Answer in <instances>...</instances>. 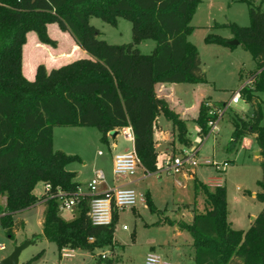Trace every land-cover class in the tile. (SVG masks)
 Returning <instances> with one entry per match:
<instances>
[{
	"label": "trees",
	"instance_id": "obj_1",
	"mask_svg": "<svg viewBox=\"0 0 264 264\" xmlns=\"http://www.w3.org/2000/svg\"><path fill=\"white\" fill-rule=\"evenodd\" d=\"M248 7L249 26L234 23L216 25L232 35L225 39L209 34L208 44L231 46L236 40L256 63L249 73L250 87L242 98L252 109L244 121L231 117L233 132L228 150L246 136H253L259 148L262 178L255 195L263 203L261 212L246 231L231 227L227 219L224 186L209 188L195 181L194 188L205 198L206 209L193 214L191 224L180 223L192 237L194 264H264V0H236ZM201 0H0V226L14 240L24 227L14 217L37 203L44 205L42 238L62 249L93 253L113 249L116 213L110 226H93L88 217L92 196L78 199L77 215L70 221L59 216L56 197L34 194L38 183L71 196L78 184L75 173L65 167L78 162L77 156L54 151L55 127H93L106 142L107 134L130 127L133 149L145 172L158 169V153L153 130L159 116L171 122L175 141L191 145L185 120L172 111L167 101L156 94L157 84L205 83L196 47L188 41L193 28L190 21ZM95 17L116 27L117 18L131 23V43L113 45L101 40L100 32L89 21ZM56 24L70 35L88 58L75 60L46 71L38 65L32 81L22 72V48L26 36L34 32L38 42L56 46L47 33V25ZM152 40L151 53L142 54L137 46ZM263 95V99L260 97ZM223 103V102H222ZM220 103V104H222ZM220 104H214L219 106ZM202 102L193 120L201 133L214 118ZM176 151H179L178 149ZM151 213H159L144 196ZM92 239V240H90ZM106 264H114L112 259Z\"/></svg>",
	"mask_w": 264,
	"mask_h": 264
},
{
	"label": "rangeland",
	"instance_id": "obj_2",
	"mask_svg": "<svg viewBox=\"0 0 264 264\" xmlns=\"http://www.w3.org/2000/svg\"><path fill=\"white\" fill-rule=\"evenodd\" d=\"M252 1L258 4L260 0ZM262 10L264 11V3ZM89 23L99 30V38L108 44L121 45L132 41L131 23L123 18H117L116 27L95 17L90 18ZM230 23L240 27L249 26L248 7L245 3L236 0H201L192 16L190 26L193 30L188 36V41L199 53L206 82L175 84V90L172 91L173 98L180 100L181 109L190 111L191 115L198 112L202 102L210 101L214 105L228 101L231 94L248 80L249 73L256 68L251 54L240 44L222 46L205 43L204 39L209 34L231 39L232 35L228 29L216 28V25ZM29 33V36H26L28 44L31 43L32 36L36 35L34 32ZM47 33L57 39L49 35L56 42V46H46L54 49L57 48L58 42L61 48L67 44L62 34L71 39L67 33L60 31L56 24H48ZM154 46V41L144 40L137 48L142 54H149ZM69 55L70 59L58 64L64 66L72 61L84 59L72 52ZM30 57L29 61H32V56ZM66 57L68 56L64 54L61 56L62 59ZM46 71L49 72L47 69ZM260 97L263 99V95ZM233 115L249 121L252 117V109L249 104L242 101L226 111L218 123L217 134L209 136L202 143L195 157L197 166L193 168L192 179L186 180L185 170L178 173L147 175L141 167L136 169L135 174L128 178L129 187L143 199L148 194L155 208L160 212L151 213L145 199L144 202L138 201L135 208L118 211L113 235L116 241L114 252H111L110 247L95 250L96 252L92 254L93 263L106 264L105 260L115 259L113 261L117 260L118 264H146L148 255H154L159 258L160 263L194 264L192 237L188 231L180 230L178 224H191L193 214L205 211L207 208L204 196L194 188L195 181L213 188L214 182L219 180L220 185L226 190L227 219L232 222L231 227L243 231L249 228L251 217L255 218L263 208V203L255 198L260 192L257 183L262 178V170L259 153L254 155L258 146L252 136L244 137L233 150H228L233 132L231 123ZM161 121L167 126L165 124L167 121L163 117ZM168 125H171L170 122ZM187 129V137L194 142L198 136L196 124L192 120H187ZM108 140L109 144L103 142L101 133L93 127H55L52 132L54 151H62L81 160L71 163L67 169L77 172L76 180L83 184L84 190H86L85 184L95 176L96 172L102 173L104 181L98 185L97 192L101 189L116 188L122 183L121 178L113 173L110 144L116 140L119 147L131 148V143L122 134L116 139L109 137ZM174 145L178 150L185 148L177 141ZM157 150L160 164L164 145H160ZM207 162L210 164H205ZM224 162H228V167L217 171L214 164L221 165ZM34 194L38 198L43 196V183L40 182L35 186ZM3 206V200L0 199V207ZM43 210L44 205L39 202L31 209L15 215V221L23 220L25 225L16 230L14 240L8 238L0 226V245L5 246V250L0 251V261L9 255L15 246L22 245L26 241H29L30 245L21 252L18 264H85L89 261V253L81 250L72 251V257L62 258L61 251L55 244L42 238ZM76 215L75 208L59 211V216L65 221L72 220ZM101 255H105V258Z\"/></svg>",
	"mask_w": 264,
	"mask_h": 264
},
{
	"label": "built area",
	"instance_id": "obj_3",
	"mask_svg": "<svg viewBox=\"0 0 264 264\" xmlns=\"http://www.w3.org/2000/svg\"><path fill=\"white\" fill-rule=\"evenodd\" d=\"M251 81L247 80L241 85L239 89L231 94L228 101L223 102L219 106H215L209 102H205L204 105L209 108V115H213L214 118L209 119L207 122V132L201 133L200 128L197 127V137L194 142H191L189 147H185L179 151H172L165 153L163 160L161 161L158 169L154 173L145 172L147 175L160 174V173H178L183 170L187 173L186 180L192 179L194 177L193 168L197 166L195 157L199 152V149L204 142L211 135H215L218 132V123L223 118L224 114L233 104H237L240 101H244L242 98V91L244 88L250 87ZM124 137L127 140H133V134L130 127H125L123 130ZM139 159L132 149L129 152L115 155L113 158V173L116 177L124 178L133 176L136 169L140 167ZM209 165L210 163H205ZM217 171L222 168L228 167V162L220 164H214ZM104 181V176L102 173L97 172L95 176L87 183V193H84L80 187L76 188L73 195L68 196L63 193L60 189H56V193H51V186L49 184L44 185V193L47 197H56L59 202V209L72 210L76 207L78 199L85 195L92 196L93 198L89 202L88 217L93 226L106 227L110 226L112 223V216L118 211L124 210L126 208H135L137 202H143V197H138L136 192L128 187H116L107 190L103 194H97L98 185ZM210 183V182H209ZM215 186L219 183L216 180ZM212 186V185H210ZM126 229V227H123ZM92 240V239H90ZM5 250L4 245H0V251ZM61 257L69 258L73 255L67 252L65 249L61 250ZM105 258V255H101ZM167 264L164 262H159V258L154 255H148L146 259V264ZM99 264V263H92Z\"/></svg>",
	"mask_w": 264,
	"mask_h": 264
},
{
	"label": "crops",
	"instance_id": "obj_4",
	"mask_svg": "<svg viewBox=\"0 0 264 264\" xmlns=\"http://www.w3.org/2000/svg\"><path fill=\"white\" fill-rule=\"evenodd\" d=\"M49 29H48V32L50 31ZM64 33H66V32H64ZM29 34L30 33H28L27 36H29ZM49 35H50V33H49ZM50 36L53 39H56L54 36H52V35H50ZM62 36L64 37V40L67 41V44L65 45L64 48H61L60 47V43L57 41L58 42V46L55 49L54 48H51V47H48L46 45L40 44L38 42L37 38H36V35H33L32 36V41H31L30 44L27 43L28 40L26 39V43H25V45L22 48V72H23L24 77L27 80L32 81L34 79L35 72H36V68H37L38 65H40V64L44 65L45 68L47 70H49V71L52 70V69L58 68L59 66H61V65L58 64L59 62H63V61L66 62L68 59H70L69 58L70 57L69 54L71 52L74 55H78V56H80L82 58H88L87 53L85 51L81 50L76 45V43L73 41V39L71 37H70L71 39H69L64 34H62ZM26 53H28V54L26 55ZM63 54L65 56H68V57L62 59L61 56H63ZM30 56H32V61H29V59L31 58ZM35 56H36V59H34ZM175 86H176L175 84H157L156 85V88H155L156 89L157 96L164 98L168 102L171 110H173L174 112H176L180 116V118L182 120H185L186 121V123H187V120H192L193 121L197 117L198 112H195V114L191 115V113H189L190 111L188 112V110H186V109H181L180 100L173 98V92L172 91L175 90ZM208 102L211 103V104H213L210 101H208ZM240 102H242V101H240ZM239 103L233 104V105L236 106ZM232 106L230 107L231 109H232ZM162 117L163 116H159L157 118V120H156V124H155L154 130H153V140H154V144H155L156 151H158L157 149H158V147L160 145H164V150H163V154H162V160H163V156H164L165 153L172 152V151H176L177 149L175 148V145H174L175 138H174V134H173L172 124H171L170 121H168L167 119H165L163 117L167 121L165 123L167 126H165L164 123H162V121H161V118ZM169 122H170L171 125H168ZM123 130H124V128H121V129H116L115 131L108 133L107 134L106 143L109 144V140H108L109 137H111L113 139L114 138L116 139L119 134H122V136L124 137ZM252 138H254V137L252 136ZM127 141L131 143V148L130 149L129 148H121V147H119V145H118V143H117L116 140L113 141L110 144V146H111L110 147V150H111V155H112V162H113V158H114L115 155L122 154V153H126V152H129V151H131L133 149V140H127ZM258 153H259V148H258L257 151H255L254 155L256 156ZM69 165H67V166H69ZM159 165L160 164L158 163V166ZM67 166L65 167V169L67 171L75 173L74 182L78 184V187H80L81 190L84 193H87V188H86V190H84L83 187H82L83 184L81 182H79V181L76 180L77 179L76 177L78 175L77 172L74 171V170H68L67 169ZM141 169L145 172V170L143 168H141ZM129 177H131V176H129ZM129 177L121 178V182L122 183L118 187H128V188H130L129 187L130 182L128 180ZM90 180H88L87 183ZM87 183L85 184V187H87ZM220 184H221V182L219 181V183H217L216 185L221 186ZM107 189H109V188H107ZM107 189H101V190H99V192H97V194H99V195L100 194H103L104 192H106ZM252 196H254V195H252ZM2 200H3V204H4L5 203V200L4 199H2ZM159 212H160V210H159ZM253 219L254 218L251 217L250 220L252 221ZM251 221H250V223H251ZM157 222L158 221H156V223ZM230 223L232 225V222H230ZM24 225H25V222H24ZM114 245H116V241L115 240H114ZM65 250L67 252L70 251L69 253H71L72 255H73L72 251H75V250H71V249H65ZM96 251H98V250H96ZM106 251L109 252V253L114 252V248L112 249L111 252L108 251V250H106ZM92 254H94V252ZM92 254L89 253L90 259L85 264H92L93 263V255ZM7 256L8 255H6L5 257H7ZM112 260H115V259H112ZM114 264H118L117 260L114 261Z\"/></svg>",
	"mask_w": 264,
	"mask_h": 264
},
{
	"label": "water",
	"instance_id": "obj_5",
	"mask_svg": "<svg viewBox=\"0 0 264 264\" xmlns=\"http://www.w3.org/2000/svg\"><path fill=\"white\" fill-rule=\"evenodd\" d=\"M228 44L231 45V46H236L239 43L236 40H231V41L228 42ZM28 245H30V242L29 241H26L22 245L15 246L14 249H13V251L7 257H5L3 260L0 261V264H18V262H19V256H20L21 252Z\"/></svg>",
	"mask_w": 264,
	"mask_h": 264
}]
</instances>
